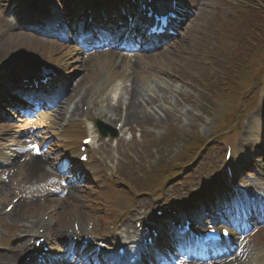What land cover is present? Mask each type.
<instances>
[{"label":"rangeland","instance_id":"1","mask_svg":"<svg viewBox=\"0 0 264 264\" xmlns=\"http://www.w3.org/2000/svg\"><path fill=\"white\" fill-rule=\"evenodd\" d=\"M9 1L12 0H0V59L3 58L5 59L4 63L10 64V61L15 57L10 53L17 50L38 51L47 55L55 54L58 51L57 46L47 45L46 41L35 34L33 29L20 27L16 33L12 34L5 21L7 16L5 14V9ZM60 1L61 4L59 7L63 9L64 4L66 6L69 0ZM224 1L226 0H202L197 15L190 20L181 38L176 40L174 44L167 46L164 50L152 52L150 54L149 58L156 67L151 66V71L148 74L140 71L142 68L140 66L141 63H139L137 68L132 72L126 76H122L123 68H126L125 63L121 64L117 60L101 63L104 60L99 59L100 57H95L96 62L93 61L94 58L80 64L75 58L69 61L68 65L70 70H75L76 68L79 70V75L76 80V93L83 92L84 89L91 90L95 83L100 82L107 75H112L115 78L118 77V80H123L125 83H131L133 80L141 81L142 77L145 76V80L139 82V85L142 92L146 93V100L144 99L145 104H147V100L151 103L147 110L143 108L145 111H136L134 119L143 117V119H147L149 124L143 125L137 123L139 125L135 124L136 127L134 129H136V131L142 129L143 138L144 131L142 127H146L147 133L143 142H140L139 139L137 142L134 141L133 144H135V150L138 152L139 156L133 158L128 153L126 161H123L124 171L120 176L114 178L109 176L105 177L104 185L109 181V186L97 189L96 186L93 187L89 185L90 187L85 189L86 184L82 187L83 190L80 192H83L84 195L85 192L90 195L92 192L96 191L98 199L102 195L103 202L98 204H94V202L92 205H87L82 202L81 199H77L73 190L65 200L57 201L56 199L51 200L39 196L32 198V201H27V199L22 198L17 213L18 215L26 217L28 215H46L48 213L57 220L66 221L73 218V210H76L78 212L80 211L84 217L97 216L100 218V221H102L103 218L114 215V210H111L108 206L117 207L126 200L131 199L127 198L124 201L121 200L122 192L119 188L124 190H126V188L129 189V186H125L127 185L125 180L137 182L143 190L153 189L154 186H156L165 188L169 193L177 192V194L184 192L186 189L192 190L195 188V182L199 181L202 175L199 174L201 167H198L195 171L198 164L191 167L190 164L193 162L192 161L191 163L189 162L188 166L181 172L176 170L178 167L176 162L182 158L195 159L194 162L197 160L201 162V158L204 156L205 152L202 153L199 159V156L195 158L194 155L197 150L203 148V145L195 144V142L197 143L202 140V130L209 122L211 116H214L215 111L217 114L223 113L225 112L223 106L227 105L226 102L213 101V94H215L216 97L225 96L227 100H240V96L233 91L222 93V91L219 90V87L222 85L221 81L225 79L226 74L232 72V69L227 67L226 63L218 64L217 61H214L212 66L207 64L209 63V56L212 54L216 55L217 58H223L224 56L223 52L214 49L216 38L218 36L221 37V33L217 29V26H219L220 23L222 24L223 19L226 18L224 15L220 18V14H222L223 11L218 7L219 5H223ZM256 4L260 6L257 9L264 11V6H261L259 3ZM255 14L257 15L260 13L255 10ZM227 19L231 21V24L236 25L235 28H239V31L235 32L236 35L242 34L243 31L255 26L254 16L250 11L241 12L235 19L231 16ZM224 42L225 45H219L221 46V51L227 50L229 48L228 46H234L238 50L240 49L238 46L243 44L240 38H227V40L225 38ZM67 56H64L65 59ZM84 60L85 59H81V61ZM14 66L15 62L9 66V71L13 69ZM5 74L6 73H1L0 77ZM211 77L217 78L212 79ZM235 85L237 86V84ZM257 87L258 89H256L253 94L256 101H252V99H248V97L244 98L242 104L244 110L246 108L256 110L260 107L264 99V91H262L261 83L258 84ZM77 95L78 98H80L81 95ZM218 105H222V107ZM144 114L147 116L144 117ZM262 117H264V114L261 118ZM241 120L242 124L238 126L240 130H235L232 136L237 140L243 136L244 132H247L246 122L248 118L242 114ZM218 124L211 125L213 132L218 129ZM43 132L46 133L45 130H43ZM213 132L212 134L215 135ZM253 138L256 140L260 139L257 134L247 137L252 144L251 149L252 146L255 147ZM215 141H217V139H215ZM209 145L212 147V142H210ZM124 149L128 151L126 147ZM20 159L22 160H20L18 166H14L11 170L6 172L9 174L5 184L0 185V206L2 210L7 204L12 202L15 196L24 192L22 184L25 185L26 182H29V180L31 181L32 179L29 178L32 177L31 175H35V173L29 171L30 169L25 165L26 162L23 161V156H21ZM244 159L248 160L249 158L245 156ZM208 160L212 159L208 158ZM247 170L254 171L253 168H247ZM185 174H189L190 176L184 179ZM255 178L256 174H253V180ZM40 179L41 178H39L38 181ZM160 191L162 190L160 189L157 192V197L154 200H148L151 199L152 196L145 192L138 197L136 196V201L140 204L144 203V206L147 208H151L155 203L165 198L164 192L161 196H158ZM172 197L167 196L163 201L173 205L176 199ZM110 211H112L111 214ZM1 215L2 211L0 210V250L4 251L5 248H8L11 244V246H13L19 243L21 239L14 236V228L10 226L8 220ZM114 220L115 219H112L111 221ZM257 232L258 233L254 235L255 237L253 236L254 238L252 237L251 240H249L250 243H247L246 246L252 247L253 245L257 247L258 255L252 264H264V244H261V241H264V228H261V230ZM6 240H11V242L6 245ZM247 254L248 252L242 255L240 264H246L245 257Z\"/></svg>","mask_w":264,"mask_h":264},{"label":"bare ground","instance_id":"2","mask_svg":"<svg viewBox=\"0 0 264 264\" xmlns=\"http://www.w3.org/2000/svg\"><path fill=\"white\" fill-rule=\"evenodd\" d=\"M113 56H114L113 54H110L109 56H107V55L104 56V58H105V60H108V59H112ZM115 58H117V56H115ZM81 94H82V96L80 97V99L78 101L84 100L87 96L84 93H81ZM126 94H127V104H128V108L130 111L127 113V115H125V116L121 115V116H122V118L125 117L126 123H130L131 121L136 120V119H134L135 112L138 110L139 111H145V109H143V108L147 107V105L150 104L151 102H149V100H147V104H145L144 99H145L146 93L142 92L140 85L137 81L131 85L130 89H126ZM67 113H68V111L64 112V109L60 110L59 116H57L55 119V126H61L62 123L67 120ZM146 116L147 115L144 114V117H146ZM80 128H78L77 126H73V124H71V122H69V126L65 127L64 131H63V135L65 136V141L62 144V146L66 147L68 150H70L71 155H73V156H76L77 149H74V146L76 145V138L79 137L78 133L80 131ZM80 163L81 162H79V163L77 162L78 166L80 165ZM93 163H95V162H93ZM30 167L36 171H38V170L43 171L44 170L42 163H40L38 161L36 163H31ZM79 168H82V165L79 166ZM19 206H20V204L16 205L9 213L5 214L6 217H9L11 220H14V217L17 215L16 213H18L17 209ZM28 218L29 217H24V216L20 215L18 220L21 221V225H23L26 222H28L27 221ZM11 251L12 250L10 249L8 252H11ZM254 255H255V252H253V256ZM253 256L249 257V259H248L250 263L253 262ZM7 260H8L7 256L0 255V261L1 262L7 261Z\"/></svg>","mask_w":264,"mask_h":264}]
</instances>
